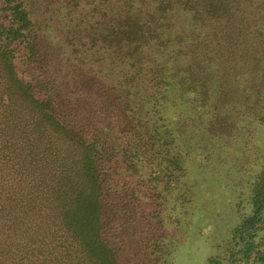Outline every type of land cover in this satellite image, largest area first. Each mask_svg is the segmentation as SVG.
Returning a JSON list of instances; mask_svg holds the SVG:
<instances>
[{
    "label": "trees",
    "instance_id": "16d2710c",
    "mask_svg": "<svg viewBox=\"0 0 264 264\" xmlns=\"http://www.w3.org/2000/svg\"><path fill=\"white\" fill-rule=\"evenodd\" d=\"M219 173L264 264V0H0V264H173Z\"/></svg>",
    "mask_w": 264,
    "mask_h": 264
},
{
    "label": "rangeland",
    "instance_id": "374dc122",
    "mask_svg": "<svg viewBox=\"0 0 264 264\" xmlns=\"http://www.w3.org/2000/svg\"><path fill=\"white\" fill-rule=\"evenodd\" d=\"M201 184L198 217L190 225L187 237L180 242L173 264H214L208 263V256L220 258L219 264H231L228 260L231 246L227 240L238 217L231 205L232 193L226 188L227 178L221 173L208 174ZM262 234L264 236V231ZM222 256L226 259H222ZM232 264L256 262L253 257L242 255Z\"/></svg>",
    "mask_w": 264,
    "mask_h": 264
}]
</instances>
